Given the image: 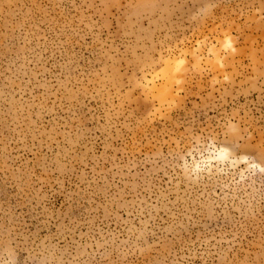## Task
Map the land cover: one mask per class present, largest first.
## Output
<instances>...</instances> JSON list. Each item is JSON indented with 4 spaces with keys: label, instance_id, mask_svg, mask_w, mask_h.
I'll return each instance as SVG.
<instances>
[{
    "label": "rangeland",
    "instance_id": "obj_1",
    "mask_svg": "<svg viewBox=\"0 0 264 264\" xmlns=\"http://www.w3.org/2000/svg\"><path fill=\"white\" fill-rule=\"evenodd\" d=\"M0 264H264V0H0Z\"/></svg>",
    "mask_w": 264,
    "mask_h": 264
},
{
    "label": "bare ground",
    "instance_id": "obj_2",
    "mask_svg": "<svg viewBox=\"0 0 264 264\" xmlns=\"http://www.w3.org/2000/svg\"><path fill=\"white\" fill-rule=\"evenodd\" d=\"M215 57H217V56H215ZM171 62H169V63H167L166 65L167 66H165L166 67V73H164L163 72V74L165 75H167L166 77H167V83H165L164 82V84L163 85H165V88H164V92L165 93H168V91H169V89H168V87H171V86H169L170 84H171V82H173V80H175V78H174V76H175V74L176 73H174V72H171L172 70L170 69V68H172V66H171V64H170ZM174 64V63H173ZM177 65V64H176ZM174 73V74H173ZM177 75V74H176ZM166 81V80H165ZM174 83H176V82H174ZM222 156V155H221Z\"/></svg>",
    "mask_w": 264,
    "mask_h": 264
}]
</instances>
